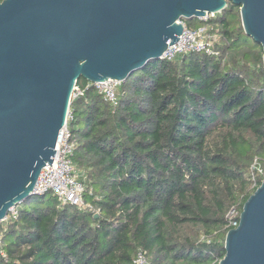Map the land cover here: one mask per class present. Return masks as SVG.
Returning <instances> with one entry per match:
<instances>
[{
    "label": "trees",
    "instance_id": "16d2710c",
    "mask_svg": "<svg viewBox=\"0 0 264 264\" xmlns=\"http://www.w3.org/2000/svg\"><path fill=\"white\" fill-rule=\"evenodd\" d=\"M182 21L211 26L219 54L150 60L121 82L116 106L81 77L68 126L92 209L32 197L0 221V264H133L140 250L148 264L224 257L229 210L264 179L254 187L250 174L256 157L264 167L263 49L231 1Z\"/></svg>",
    "mask_w": 264,
    "mask_h": 264
},
{
    "label": "water",
    "instance_id": "95a60500",
    "mask_svg": "<svg viewBox=\"0 0 264 264\" xmlns=\"http://www.w3.org/2000/svg\"><path fill=\"white\" fill-rule=\"evenodd\" d=\"M228 1L240 6L244 31L262 46L264 62V0L0 1V221L34 197L81 77L126 80L163 59L183 32L182 18L220 12ZM224 247L217 264H264V179Z\"/></svg>",
    "mask_w": 264,
    "mask_h": 264
},
{
    "label": "built area",
    "instance_id": "2783aa9c",
    "mask_svg": "<svg viewBox=\"0 0 264 264\" xmlns=\"http://www.w3.org/2000/svg\"><path fill=\"white\" fill-rule=\"evenodd\" d=\"M215 13H208L200 19L207 20ZM183 32L179 35V39L175 43L169 41L166 50L162 57L163 59L173 60L177 56L191 52H204L206 54H219L215 48V42L218 40V35L212 30L209 25H200L196 28L188 27L184 21ZM171 43V44H170ZM122 81L116 79H105L102 81L90 82L88 87L93 85L97 88L103 98L116 106L119 99V86ZM84 87L77 81L73 92L72 99H75L84 94ZM72 118L70 109L67 115L65 125L61 128L57 144L56 153L53 158L52 165L47 163L41 170L36 181L32 193L34 196L53 193L63 203H69L79 208L92 209V205L85 200L86 184L82 179L80 170L73 161L76 142L72 138L71 130L68 126L69 119ZM251 180L254 187L258 186L259 177L264 174L262 160L256 157L250 166ZM19 204L12 206L9 209L8 215L2 220L7 221L11 216L14 219L19 215ZM241 211L238 207L233 206L228 212L229 225L231 228L236 227L240 221ZM0 257H6L4 251V241L0 233ZM148 257L145 251L140 250L133 264H148Z\"/></svg>",
    "mask_w": 264,
    "mask_h": 264
},
{
    "label": "rangeland",
    "instance_id": "374dc122",
    "mask_svg": "<svg viewBox=\"0 0 264 264\" xmlns=\"http://www.w3.org/2000/svg\"><path fill=\"white\" fill-rule=\"evenodd\" d=\"M29 200H27V201H23V202H21L19 205L22 207V206H25V205H27V204H29L30 202H28ZM32 203H33V201H32ZM32 205V204H31ZM1 223V225L2 224H4L3 222H0Z\"/></svg>",
    "mask_w": 264,
    "mask_h": 264
}]
</instances>
